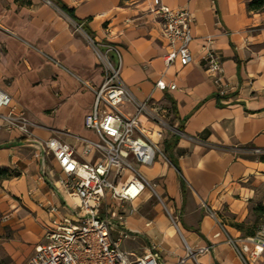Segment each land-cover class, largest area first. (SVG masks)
<instances>
[{
	"label": "crops",
	"instance_id": "crops-1",
	"mask_svg": "<svg viewBox=\"0 0 264 264\" xmlns=\"http://www.w3.org/2000/svg\"><path fill=\"white\" fill-rule=\"evenodd\" d=\"M248 1L160 0L186 7L193 18L191 62L166 66V39L150 11L153 0H53L54 5L0 0V88L36 123L32 138L0 127V167L11 172L0 178V264H22L42 241L51 216L65 212L59 168L51 155L39 153L33 139L58 136L79 152L82 144L75 136L96 138L83 125L94 98L83 82L96 88L102 68L55 2L71 10L97 40L115 46L132 94L168 108L171 123L184 132L162 138L168 161L158 156L149 166L137 164L155 183L165 211L156 205L145 211L147 190L132 202H113L112 235L127 231L119 247L134 258L154 246L159 264H243L227 237L243 236L233 223L247 228L253 206L264 205V11L247 10ZM207 48L221 57L229 86L223 96L206 75ZM158 79L175 88H155ZM195 136L205 143L190 138ZM94 158V153L85 157ZM203 246L208 250L184 257L187 247ZM255 264H264V253Z\"/></svg>",
	"mask_w": 264,
	"mask_h": 264
},
{
	"label": "built area",
	"instance_id": "built-area-1",
	"mask_svg": "<svg viewBox=\"0 0 264 264\" xmlns=\"http://www.w3.org/2000/svg\"><path fill=\"white\" fill-rule=\"evenodd\" d=\"M40 1L54 5L52 0ZM150 11L160 19L166 39V51L162 55L164 65L174 61L181 65L191 62L189 43L193 18L189 10L153 0ZM70 19L73 31L83 36L102 68V80L96 88L83 82L94 96L83 125L92 130L96 138L75 136L82 144L80 151L76 152L71 144L58 136L46 139L33 137L39 153L51 155L59 168L61 176L57 183L64 192L65 212L51 216L44 228L42 241L33 246L22 264H159L154 246L134 258L119 247L120 239L127 235V231L122 227L117 231L118 235L113 236L115 223L110 214L115 211L114 201L132 202L144 190L155 192V183L144 176L137 164L149 166L158 156L168 161L160 148L162 138L166 133L183 136L184 132L170 122L168 108L150 98L140 100L132 94L121 77V58L115 46L97 40L83 29L82 23ZM100 48H104V52ZM109 50L115 52L117 63L108 57ZM202 61L215 93L225 95L229 86L220 55L207 48ZM154 87L174 89L175 84L158 79ZM142 118L153 127L147 128ZM35 125L22 108L12 103L11 95L0 88V127L17 130L32 138ZM190 138L205 143L198 136ZM252 151L261 152L259 148ZM90 153H94L95 158L85 159ZM55 210L53 206L49 208L50 212ZM170 219L175 225V219L172 216ZM117 220L120 226H124L121 212H117ZM227 243L235 248L243 264H255L264 253V222L252 235L228 236ZM206 250L207 246L194 251L187 247L184 257L195 258L196 253ZM184 257L179 261L183 262Z\"/></svg>",
	"mask_w": 264,
	"mask_h": 264
},
{
	"label": "trees",
	"instance_id": "trees-1",
	"mask_svg": "<svg viewBox=\"0 0 264 264\" xmlns=\"http://www.w3.org/2000/svg\"><path fill=\"white\" fill-rule=\"evenodd\" d=\"M53 1V0H52ZM59 8H61L63 11H65L72 19H74L76 22L80 23L78 21L77 18H75V16L72 14L71 10H69L68 8L64 7L62 4H58L57 2H55ZM247 10H252V11H264V0H249L247 2ZM82 27L83 29L87 32L90 33L87 29V27L82 23ZM261 159H264V155L260 156ZM10 170L7 167H0V178L3 177H7L8 175H10ZM253 213L255 215V219L252 221L253 223L248 226L247 228L243 227V223H239V222H235L233 223V226L237 229H239L243 236H248V235H252L254 234L255 230L257 229V227L259 226V224H257V218L261 215H264V205L262 204H256L255 206H253L252 208Z\"/></svg>",
	"mask_w": 264,
	"mask_h": 264
},
{
	"label": "rangeland",
	"instance_id": "rangeland-1",
	"mask_svg": "<svg viewBox=\"0 0 264 264\" xmlns=\"http://www.w3.org/2000/svg\"><path fill=\"white\" fill-rule=\"evenodd\" d=\"M67 20H68V24H69L70 28H71L72 31H73V27H72V21H71V19H70V18H69V19L67 18ZM73 32H74V31H73ZM75 34H78V35L83 39L84 43L86 44V42H85L83 36H82L80 33L75 32ZM100 50H101L102 52H104V48H100ZM107 55H108V57H109L114 63H117V56H116V54H115L114 51L109 50V51L107 52ZM99 64H100V63H99ZM69 74H70V73H69ZM121 77H122V76H121ZM122 79H123V78H122ZM45 105H48V104L46 103ZM43 107H45V108H41V110H42V109H46V106H43ZM43 113H45L46 115H52V113H49V110H44ZM170 122H171V120H170ZM148 179H149V178H148ZM154 188H155V192L151 191L150 189H147V191L150 193V197H149L148 202H147V204H146V206H145V208H146L145 211H147V212H152L150 209H152L154 205H156V207H158V208L161 207V208L165 211L164 206H163L162 203H161L162 198H161V197L159 196V194L157 193V191H156V187H155V186H154ZM158 196L160 197L161 201L159 200ZM162 202H163V201H162ZM254 219H255V215L252 214L251 217H250V220H254ZM257 222H258L257 224H260V223L264 222V219H262V220H257Z\"/></svg>",
	"mask_w": 264,
	"mask_h": 264
}]
</instances>
